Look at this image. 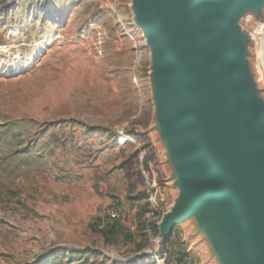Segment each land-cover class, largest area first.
<instances>
[{
  "label": "rangeland",
  "instance_id": "374dc122",
  "mask_svg": "<svg viewBox=\"0 0 264 264\" xmlns=\"http://www.w3.org/2000/svg\"><path fill=\"white\" fill-rule=\"evenodd\" d=\"M153 12V0H0V264H155L146 234L130 233V188L144 197L142 172L167 158L168 129L193 87ZM246 15L261 35L264 10ZM204 29L222 47V59L212 53L225 76L233 72L264 176V37L257 56L227 43L226 28ZM163 174L162 187L174 184ZM114 209L116 229L101 230ZM199 238L192 251L205 255Z\"/></svg>",
  "mask_w": 264,
  "mask_h": 264
},
{
  "label": "water",
  "instance_id": "95a60500",
  "mask_svg": "<svg viewBox=\"0 0 264 264\" xmlns=\"http://www.w3.org/2000/svg\"><path fill=\"white\" fill-rule=\"evenodd\" d=\"M204 2L211 5L204 9ZM153 7L159 38L172 46L178 72L193 87L186 91L184 114L178 108L181 116L168 129L174 139L166 145L167 157L171 162L179 154L187 165L183 171L197 173L180 212L165 215L159 237L166 241L177 223L203 209L220 264H264V176L248 152L233 72L225 76L212 53L214 47L222 59V47L204 29L216 23L227 29V43L249 50L239 20L264 10V0H153Z\"/></svg>",
  "mask_w": 264,
  "mask_h": 264
},
{
  "label": "crops",
  "instance_id": "0c3cea01",
  "mask_svg": "<svg viewBox=\"0 0 264 264\" xmlns=\"http://www.w3.org/2000/svg\"><path fill=\"white\" fill-rule=\"evenodd\" d=\"M163 158L165 157L158 154L155 159H152L151 162H149V164H151L150 169L152 174L150 172H145V170L142 173L146 183L148 178L147 174H151L150 176H152L153 173H157L159 175L157 183L160 188L157 189V192L160 191V193L165 196L169 203V208L167 210L168 212L166 214L168 215L170 214L172 206L175 204H181V202L184 201L187 196L186 186L195 182L194 179L197 173L192 171H183V169H186L187 165L182 162L179 154L175 155L171 162H169L168 157L165 158L167 160L164 164L168 166L159 173L157 171L158 169H156L158 168L157 164L159 163L160 168H162ZM189 165H193L192 160H190ZM154 167H156V171L153 170ZM166 169L170 170H168L169 173L165 171ZM163 172L166 173V177L168 176V181L174 184L171 186L167 185L168 187L166 188L159 184L161 182V176L163 177L164 175ZM130 209L133 210L134 216L130 217V233L137 235L142 233L145 234V221L147 218L151 217V203L147 198L146 193L144 194V197H142L137 195L136 191H132V188H130ZM203 213V209H199L193 216H190L177 223L173 228L171 236L166 241H164V247L168 249H175L184 253H189L194 257L198 264H220L221 253H217V250L219 251V249L216 247L217 245L215 246L216 239L212 234V231L214 232V230L209 225V223L206 222L207 220L205 217H203ZM162 222L163 217L162 219L157 220L155 223V228L158 232H160V225ZM183 226H186V228ZM180 227L184 228L182 229L184 233H179ZM177 237L179 238V244H175ZM194 238H199V240L201 239L199 242L202 243V247L206 246L208 253L201 255V253H197L196 250V252L192 251V249L194 250V246L192 245ZM170 244L172 246L169 247Z\"/></svg>",
  "mask_w": 264,
  "mask_h": 264
},
{
  "label": "built area",
  "instance_id": "2783aa9c",
  "mask_svg": "<svg viewBox=\"0 0 264 264\" xmlns=\"http://www.w3.org/2000/svg\"><path fill=\"white\" fill-rule=\"evenodd\" d=\"M248 17L244 15L240 18L239 24L242 31L249 36L251 45L255 47L256 54H259L260 41L264 37V30L261 31V35H258L248 25ZM262 87V94L264 96V81ZM159 175L153 173L151 177L147 178V190L146 196L151 203V217L145 221V234L149 239V246L145 253L149 259L155 264H198L194 257L189 253L168 249L164 247V241L159 237V233L155 228V223L160 220L169 208V203L165 196L157 192L158 186L157 179ZM120 216L117 210H112L100 219V229L106 230L114 225Z\"/></svg>",
  "mask_w": 264,
  "mask_h": 264
},
{
  "label": "trees",
  "instance_id": "16d2710c",
  "mask_svg": "<svg viewBox=\"0 0 264 264\" xmlns=\"http://www.w3.org/2000/svg\"><path fill=\"white\" fill-rule=\"evenodd\" d=\"M117 226V224L115 223L114 225H112L111 227H109V228H112V229H116L115 227ZM158 232V231H157ZM159 233V232H158Z\"/></svg>",
  "mask_w": 264,
  "mask_h": 264
},
{
  "label": "bare ground",
  "instance_id": "6f19581e",
  "mask_svg": "<svg viewBox=\"0 0 264 264\" xmlns=\"http://www.w3.org/2000/svg\"><path fill=\"white\" fill-rule=\"evenodd\" d=\"M213 1H215V2H220V1H222V0H213Z\"/></svg>",
  "mask_w": 264,
  "mask_h": 264
}]
</instances>
